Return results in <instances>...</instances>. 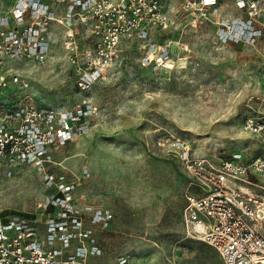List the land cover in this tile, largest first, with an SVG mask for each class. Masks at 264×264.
<instances>
[{"label":"rangeland","instance_id":"obj_1","mask_svg":"<svg viewBox=\"0 0 264 264\" xmlns=\"http://www.w3.org/2000/svg\"><path fill=\"white\" fill-rule=\"evenodd\" d=\"M8 5L0 0V14ZM165 6L170 25L151 34L155 44H169L164 66L145 59L139 40L126 39L105 76L82 91L58 45L45 66L14 61L19 79L7 77L0 87V107L92 108L86 133L52 148L44 169H0V212L44 218L40 206L54 192L45 173L66 175L82 204L114 212L108 228L95 229L102 253L93 264L123 257L134 264H224L182 225L190 177L181 148L243 165L245 186L264 196V18L254 21L262 32L256 41L224 42L223 24L252 17L237 0H219L207 19L179 9V0Z\"/></svg>","mask_w":264,"mask_h":264},{"label":"built area","instance_id":"obj_2","mask_svg":"<svg viewBox=\"0 0 264 264\" xmlns=\"http://www.w3.org/2000/svg\"><path fill=\"white\" fill-rule=\"evenodd\" d=\"M237 4L251 19L223 24L219 36L224 42L256 41L262 32L254 21L264 18V6L254 0ZM165 8V0H9L0 14V87L7 77L19 79L14 61L45 66L58 45L82 91L105 76L126 39L139 40L145 59L164 66L169 44H155L151 34L170 25ZM179 9L207 19L219 0H179ZM91 109L28 102L0 107V169H44L52 148L86 133ZM181 153L190 177L181 212L187 234L213 247L224 264H264V196L245 186L246 168L193 157L189 149ZM44 179L54 189L40 206L44 218L0 212V264H93L91 257L102 253L95 229L111 225L113 210L82 204L76 182L66 175L45 173ZM119 264L134 263L123 257Z\"/></svg>","mask_w":264,"mask_h":264}]
</instances>
